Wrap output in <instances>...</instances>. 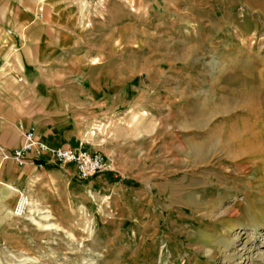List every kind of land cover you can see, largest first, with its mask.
<instances>
[{
  "label": "rangeland",
  "instance_id": "obj_1",
  "mask_svg": "<svg viewBox=\"0 0 264 264\" xmlns=\"http://www.w3.org/2000/svg\"><path fill=\"white\" fill-rule=\"evenodd\" d=\"M82 6L105 70L120 50L121 118L96 148L109 169L69 173L53 206L29 197L0 264H264V156L241 153L247 128L264 142V0ZM131 134L137 156L115 158L111 136Z\"/></svg>",
  "mask_w": 264,
  "mask_h": 264
},
{
  "label": "crops",
  "instance_id": "obj_2",
  "mask_svg": "<svg viewBox=\"0 0 264 264\" xmlns=\"http://www.w3.org/2000/svg\"><path fill=\"white\" fill-rule=\"evenodd\" d=\"M39 13V0H0V241L13 233L21 196L53 206L66 175L78 178L73 167L61 169L47 155L18 164L13 152L24 132L35 128L50 146L93 151L121 118L120 50L118 65L105 70L103 22L86 23L82 0H45ZM111 137L115 158L135 159L136 134L128 141Z\"/></svg>",
  "mask_w": 264,
  "mask_h": 264
},
{
  "label": "built area",
  "instance_id": "obj_3",
  "mask_svg": "<svg viewBox=\"0 0 264 264\" xmlns=\"http://www.w3.org/2000/svg\"><path fill=\"white\" fill-rule=\"evenodd\" d=\"M45 0H39V15L43 16ZM24 142L13 152V157L18 164L24 165L27 161L36 162L47 155L49 162L61 169L73 167L80 180L91 179L108 168L107 156L99 150H89L83 145L78 147H53L37 137L35 128L26 130L23 134ZM32 154V155H31ZM47 161H43V165ZM28 196H21L15 208V214L22 216L29 211Z\"/></svg>",
  "mask_w": 264,
  "mask_h": 264
},
{
  "label": "bare ground",
  "instance_id": "obj_4",
  "mask_svg": "<svg viewBox=\"0 0 264 264\" xmlns=\"http://www.w3.org/2000/svg\"><path fill=\"white\" fill-rule=\"evenodd\" d=\"M215 68L217 66V63H215ZM227 106V105H226ZM262 125L264 126V121L261 122ZM256 127V126H255ZM264 128V127H262ZM242 130V129H241ZM257 130V129H256ZM258 131V130H257ZM239 132V131H238ZM258 135V133L254 132L251 128H247L245 130V150L243 152H240L243 154V156H245V158H250V159H253L259 155H262L264 156V142H263V145L262 146H258L257 145V140H256V136ZM264 141V140H263ZM201 145V144H200ZM242 147V148H244ZM195 149V148H194ZM202 154V153H201ZM239 154V153H238ZM243 158V157H242ZM258 159V158H257ZM257 161V160H256ZM255 161V162H256ZM254 162V163H255ZM245 166V165H244ZM249 168V167H247ZM251 168V167H250ZM231 246V245H230ZM229 246V247H230ZM230 258H234V255H230Z\"/></svg>",
  "mask_w": 264,
  "mask_h": 264
}]
</instances>
